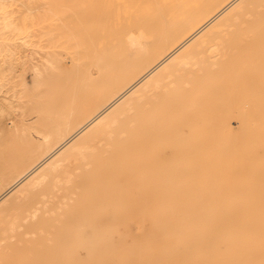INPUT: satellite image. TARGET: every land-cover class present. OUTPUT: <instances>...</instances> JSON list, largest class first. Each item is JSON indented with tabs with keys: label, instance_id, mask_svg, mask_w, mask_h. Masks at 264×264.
Masks as SVG:
<instances>
[{
	"label": "bare ground",
	"instance_id": "1",
	"mask_svg": "<svg viewBox=\"0 0 264 264\" xmlns=\"http://www.w3.org/2000/svg\"><path fill=\"white\" fill-rule=\"evenodd\" d=\"M73 1H22L60 46L29 81L6 70L39 26L0 0V264H163L189 189L264 186V0Z\"/></svg>",
	"mask_w": 264,
	"mask_h": 264
},
{
	"label": "rangeland",
	"instance_id": "2",
	"mask_svg": "<svg viewBox=\"0 0 264 264\" xmlns=\"http://www.w3.org/2000/svg\"><path fill=\"white\" fill-rule=\"evenodd\" d=\"M22 1L23 0H5L7 3L6 8L8 10L7 16L11 19L13 17L11 24H28L29 26H39V28L30 30L26 44H22L20 49L17 50L19 51V55L17 53L14 56V68L12 70L7 69L6 72L8 71L7 76L14 80L18 77L19 72L24 71L27 79L31 81V62L36 61L35 59H37V61L42 59V55L51 50V47L57 48V51L60 50V46H50L51 39L48 38L46 34H43V30L48 24L47 21H39L37 23L30 21V17H33L34 19L38 16L39 18L42 12L45 11L43 8L47 5L45 6V4H42V6L37 8L33 14L27 11ZM58 1L61 2L64 0H57V2ZM79 1L80 0H74L71 4L74 5ZM100 1L102 2L100 5L104 6L109 0ZM99 6L96 4L95 8L97 9ZM0 38H3L9 43V45L14 38V31L3 26L1 13ZM54 42L57 43L58 39H54ZM230 122L234 129L239 128V124H237L239 121L236 117L231 116ZM255 135H257V133ZM169 148L170 147H167V150H169ZM250 159L254 164V173L263 178V142H259L255 145V148L251 152ZM189 190L194 191L196 196L194 198H186L185 200L182 199L185 202L191 201L190 204L183 203L182 205H179L181 208L176 212V219H179L180 224L176 227L181 235L179 239L174 240V243H169V245L174 244V249L173 252H166L162 256L163 260L161 262L163 264H264V186L256 185L252 188H194ZM185 191H187L186 188L176 189L177 199H180V193ZM214 192L224 193V195L220 197L222 203L217 206H213L210 203L212 201L210 200L211 194ZM234 193L236 195L238 193L239 196L237 198H232L234 197L232 196ZM244 194L252 196V202L249 205L245 204L248 200L245 201V198L242 197ZM192 201H194V203ZM228 203L235 205V212L237 213L231 211L232 208ZM163 207L174 210L171 205H164ZM213 211L221 218V220L217 219V221H215V225L212 221L201 217L202 215L209 216V213H213ZM210 229L212 230V233L210 232ZM226 229H232L233 234L236 237L229 238L223 236ZM186 233H190V235L188 234L189 236L187 235V237L182 235ZM192 233L193 235H191ZM195 233H197V235H195ZM201 233H203V236ZM131 239V236H127L128 242H130ZM42 250V248L38 250L39 255L42 254ZM129 256H131V254ZM152 261L153 259L151 256H143V264H148V262H150L149 264H152ZM93 264H95V262H93ZM128 264H132L130 258L128 259Z\"/></svg>",
	"mask_w": 264,
	"mask_h": 264
}]
</instances>
